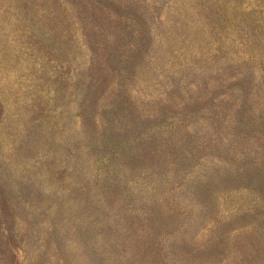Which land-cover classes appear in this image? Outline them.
Here are the masks:
<instances>
[{
    "label": "rangeland",
    "instance_id": "obj_1",
    "mask_svg": "<svg viewBox=\"0 0 264 264\" xmlns=\"http://www.w3.org/2000/svg\"><path fill=\"white\" fill-rule=\"evenodd\" d=\"M0 264H264V0H0Z\"/></svg>",
    "mask_w": 264,
    "mask_h": 264
}]
</instances>
